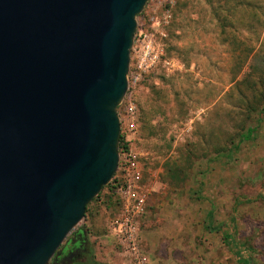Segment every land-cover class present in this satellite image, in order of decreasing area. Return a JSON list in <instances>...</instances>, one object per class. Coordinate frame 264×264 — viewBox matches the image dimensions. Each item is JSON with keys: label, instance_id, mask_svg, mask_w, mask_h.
Segmentation results:
<instances>
[{"label": "rangeland", "instance_id": "374dc122", "mask_svg": "<svg viewBox=\"0 0 264 264\" xmlns=\"http://www.w3.org/2000/svg\"><path fill=\"white\" fill-rule=\"evenodd\" d=\"M167 1L147 0L135 24L151 9L160 15ZM169 13L159 45L183 69L169 75L155 67L131 95L138 119L129 148L141 165L143 198L139 258L264 264V0H175ZM118 207L91 202L61 247L85 230L91 264H132L106 233Z\"/></svg>", "mask_w": 264, "mask_h": 264}, {"label": "water", "instance_id": "95a60500", "mask_svg": "<svg viewBox=\"0 0 264 264\" xmlns=\"http://www.w3.org/2000/svg\"><path fill=\"white\" fill-rule=\"evenodd\" d=\"M147 0H0V264H47L114 175Z\"/></svg>", "mask_w": 264, "mask_h": 264}, {"label": "built area", "instance_id": "2783aa9c", "mask_svg": "<svg viewBox=\"0 0 264 264\" xmlns=\"http://www.w3.org/2000/svg\"><path fill=\"white\" fill-rule=\"evenodd\" d=\"M175 0H168V9H162L157 15L151 9L142 22L136 23L129 50L127 66L126 92L118 105L117 119L119 135L128 148L118 154L116 182L113 183V194L118 202V209L108 220L107 234L112 237L120 254L132 264H142L137 251V231L139 218L142 214L143 198L138 195L141 165L137 153L129 148L138 119L137 109L132 99V90L136 89L146 75L155 67L160 66L166 71L174 68V62L164 58L159 40L164 38V30L169 24V8ZM149 23L148 29L144 22Z\"/></svg>", "mask_w": 264, "mask_h": 264}, {"label": "flooded vegetation", "instance_id": "af4514ba", "mask_svg": "<svg viewBox=\"0 0 264 264\" xmlns=\"http://www.w3.org/2000/svg\"><path fill=\"white\" fill-rule=\"evenodd\" d=\"M91 249L85 231L75 232L56 249L47 264H91Z\"/></svg>", "mask_w": 264, "mask_h": 264}, {"label": "trees", "instance_id": "16d2710c", "mask_svg": "<svg viewBox=\"0 0 264 264\" xmlns=\"http://www.w3.org/2000/svg\"><path fill=\"white\" fill-rule=\"evenodd\" d=\"M251 131L250 130H247L246 131V134L245 136H243L244 139H247L250 135ZM126 148H128L127 144L123 142V136L122 135H119V138H118V144H117V153H120L121 150H125ZM116 182V172L114 173V175L112 176L110 182L106 185V186H103L101 187L99 193L97 194L96 197H94L85 207V211H84V215L82 217V219H84L87 215V211H88V205L93 202V201H101V203L103 202V204L106 203V201H114L116 202L117 204V200L116 198H113L114 197V194H113V191H114V185L113 183ZM104 190V194L102 193ZM100 196V197H99ZM246 201H249V200H246ZM238 204V201L234 200L233 202V205H232V210L235 209V206ZM108 205V203H107ZM207 219L209 220L210 219V213H208L207 215ZM207 229L210 230V231H218L219 230V227H215V228H212L210 227V225L208 224L207 226ZM233 244V242L231 243ZM243 264H246L245 262Z\"/></svg>", "mask_w": 264, "mask_h": 264}, {"label": "crops", "instance_id": "0c3cea01", "mask_svg": "<svg viewBox=\"0 0 264 264\" xmlns=\"http://www.w3.org/2000/svg\"><path fill=\"white\" fill-rule=\"evenodd\" d=\"M182 69H183V65H182V63L181 62H179L177 59L174 61V68L172 69V70H168V71H166L169 75H174V74H176V73H180L181 71H182ZM110 219V218H109ZM107 223H108V221H107ZM107 227V226H106ZM82 231H85V230H82ZM106 233H108L107 232V229H106ZM86 235H88L87 233H86ZM87 242L88 243H90L89 241H88V239H87Z\"/></svg>", "mask_w": 264, "mask_h": 264}]
</instances>
